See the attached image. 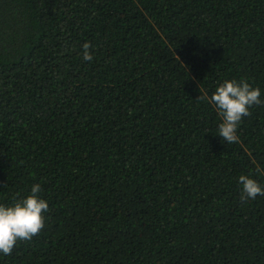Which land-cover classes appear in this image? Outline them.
<instances>
[{
    "label": "trees",
    "instance_id": "16d2710c",
    "mask_svg": "<svg viewBox=\"0 0 264 264\" xmlns=\"http://www.w3.org/2000/svg\"><path fill=\"white\" fill-rule=\"evenodd\" d=\"M225 79L262 101L230 144ZM240 174L264 186V0H0V204L49 206L0 264H264Z\"/></svg>",
    "mask_w": 264,
    "mask_h": 264
},
{
    "label": "clouds",
    "instance_id": "9594fccd",
    "mask_svg": "<svg viewBox=\"0 0 264 264\" xmlns=\"http://www.w3.org/2000/svg\"><path fill=\"white\" fill-rule=\"evenodd\" d=\"M88 49L89 44L85 43L82 46L85 61L93 58ZM210 102L222 117L218 135L230 144L238 141L236 133L242 117L249 115L251 106L262 102L261 89L243 79H225L217 85ZM237 183L241 186L242 199L254 200L258 195L264 196V186L247 174H240ZM40 193V184L34 183L29 194L11 204H0V255H9L17 241L31 239L44 227L43 214L49 206Z\"/></svg>",
    "mask_w": 264,
    "mask_h": 264
}]
</instances>
